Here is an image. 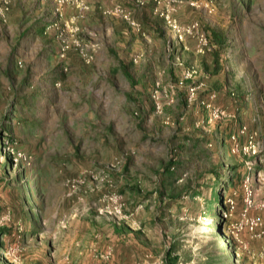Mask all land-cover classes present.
<instances>
[{"label": "rangeland", "instance_id": "rangeland-1", "mask_svg": "<svg viewBox=\"0 0 264 264\" xmlns=\"http://www.w3.org/2000/svg\"><path fill=\"white\" fill-rule=\"evenodd\" d=\"M155 2L146 49L0 0V264H264V0Z\"/></svg>", "mask_w": 264, "mask_h": 264}, {"label": "crops", "instance_id": "crops-1", "mask_svg": "<svg viewBox=\"0 0 264 264\" xmlns=\"http://www.w3.org/2000/svg\"><path fill=\"white\" fill-rule=\"evenodd\" d=\"M82 4L85 5L83 12L72 10V8H65L64 12L60 15L63 18L70 20L75 19L77 24L86 32L91 33H106L110 37L116 36L124 41L126 48L127 44L130 43L138 48L141 46L148 49L152 43L157 41H151L150 37L153 35L160 34V28H166L164 21L159 16L160 4H156L154 0H81ZM115 6H121L123 9L128 10L131 14V18L135 20L139 26L141 32V39L136 37L138 33L129 22L124 20L119 14H106L104 10L114 8ZM179 6H176L175 15L179 13ZM51 12V10L49 9ZM49 13L46 14V16ZM41 17H38L32 22L34 29L37 31L42 28ZM146 33L148 34L146 36ZM169 33V32H168ZM139 34V33H138ZM171 34V33H170ZM136 37V38H133ZM147 40V41H146ZM160 41V39H157ZM151 41V42H150ZM123 46L122 44H119ZM152 54L148 53V56ZM149 73V72H148Z\"/></svg>", "mask_w": 264, "mask_h": 264}, {"label": "built area", "instance_id": "built-area-1", "mask_svg": "<svg viewBox=\"0 0 264 264\" xmlns=\"http://www.w3.org/2000/svg\"><path fill=\"white\" fill-rule=\"evenodd\" d=\"M65 1L66 0H53V2L55 4H58V6H61L62 4H64ZM75 1H78V3H79L81 0H75ZM137 1H141V0H137ZM155 1H157L159 3L161 0H155ZM0 11L2 12V10H0ZM167 11H168V13H162V15H164L167 24H169L170 27L174 28L176 33H178V36H179L180 39H182L183 36H185L186 34H188V36H191L192 32L195 31L194 32V34H195V33H197L199 31V26H198L197 23L191 24V25L187 26V28L179 26L177 24V22H176V19L172 18V15H171L172 14L171 11H174V9L173 10H167ZM114 12L115 13H120L119 15H123V18L127 22H129L131 26H134L137 31H140L141 28H140L139 24L135 23L132 20L131 14H130V12L128 10L123 9L121 6H115ZM197 35H198V38H199L200 41L202 40V41L206 42V34L197 33ZM77 182H74V183L77 184ZM116 199L121 201L122 200V195H120L119 197L116 196ZM121 207H122V205H120V207L118 208V211H120Z\"/></svg>", "mask_w": 264, "mask_h": 264}, {"label": "trees", "instance_id": "trees-1", "mask_svg": "<svg viewBox=\"0 0 264 264\" xmlns=\"http://www.w3.org/2000/svg\"><path fill=\"white\" fill-rule=\"evenodd\" d=\"M213 35H214V37H215V40L217 41L218 40V37L216 36V34H214V32H213ZM219 41V40H218ZM220 42H221V44L222 45H225V43H223V41H221L220 40ZM162 189L160 190V195H162ZM170 198V197H169ZM171 200H174V199H171ZM1 232L2 233H9V230H5V229H3V230H1ZM25 233H29V230H26V232Z\"/></svg>", "mask_w": 264, "mask_h": 264}]
</instances>
